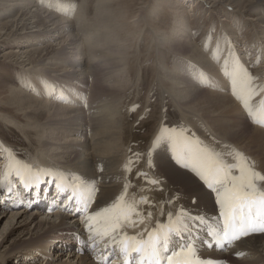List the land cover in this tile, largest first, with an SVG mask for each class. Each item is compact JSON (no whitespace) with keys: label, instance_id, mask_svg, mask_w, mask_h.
<instances>
[{"label":"bare ground","instance_id":"obj_1","mask_svg":"<svg viewBox=\"0 0 264 264\" xmlns=\"http://www.w3.org/2000/svg\"><path fill=\"white\" fill-rule=\"evenodd\" d=\"M94 2L92 19L89 15L92 12L87 11L88 0L81 3L78 0H13L12 7L6 2L0 3V15L8 18L0 22V35L4 30L3 35L10 43L21 47L22 41L39 43L52 39L59 42V47L43 56L40 51L26 49L0 55V64L11 56L16 65L27 68L23 69L28 77L25 85L13 88L10 96L1 97L6 98L8 105L2 109L0 105V110L11 111L15 107L22 112L25 124L18 120L22 125H17L15 119L9 118H4L5 122L30 137L28 146H38L40 152L35 159L42 168L36 170L33 164H20L13 149L3 151L5 160H0V177L6 174L7 181H0L4 184L0 187V214L6 217L8 208L16 211L8 221L13 229L0 239V257L8 264H36L39 260L44 263L49 258L44 254L45 246L60 247L62 251L77 249V234L83 236V240L89 239L94 247L77 253L79 263L104 264L105 255L118 244H113L108 235L97 234V231L103 232V228L96 221L91 222L94 230H90L87 217L110 205L124 192L125 185L130 202L145 201L137 205L141 216H133L135 224L124 229L129 235H145L157 221H166L168 212L178 214L183 210L185 216L193 218L186 221L189 224L196 216L210 218L221 213L215 192L191 167H184L185 163H193L184 158L187 148L221 153L228 162H232L236 152L243 153L264 174V64L259 66L262 67L261 80H257L251 77L257 69L247 68L249 63L243 62L246 64L243 65L238 58L232 61L235 59L232 51L225 55L219 45L209 47L206 41L202 44V33L193 36L191 25L189 31L186 29L192 18L183 12L184 5L178 0L168 3L140 0L134 11L130 0ZM205 3L220 11L223 6H229L237 12L234 17L240 21L249 16L255 26V38H251L264 43V0H206ZM16 6L12 12L11 8ZM165 8H169L175 20L174 29L168 32L162 29L160 18L153 15ZM231 11L227 10L226 14ZM148 25L153 26L152 33ZM28 28L35 29L28 32ZM138 28L134 41L140 37V44L133 49L130 33ZM140 30H143L141 34ZM241 31L235 26L230 33L241 48L238 51L246 54L249 39L247 36L240 39ZM145 38L151 47L147 55L142 56L140 46ZM233 45L232 50L236 52ZM262 51L261 46V53L257 55L260 63H264ZM154 52L157 54L155 82L165 93L156 124L144 128L146 133L141 136V126H134L135 115L142 113L149 118L154 114L157 92L156 88L147 91L145 77L148 73L143 70L141 77L134 73L136 61L133 65V60L151 59ZM143 61L137 62L140 69L144 67ZM214 63L222 70H216ZM130 73L136 74V83ZM234 79L236 83L229 93L219 91L223 82L233 83ZM250 81L255 86L248 87ZM27 89L33 93H27ZM127 100L130 104L123 115ZM131 106L134 107L129 113ZM157 111L155 105L156 114ZM17 116L14 117L21 119ZM132 152L139 158L130 161L134 163L133 180L138 169L147 181L143 185L148 184V191L136 197L133 195L135 184L133 180L128 182L131 176L126 177L127 158L132 159ZM17 170L25 173V181L16 174ZM57 183L65 190H58ZM76 184L80 185V203L75 198L69 199L72 195L69 185ZM193 193L197 196L193 197ZM61 197V212L52 213L54 218H41L37 210L30 212L32 207H37L50 215L53 210L49 206L56 205ZM39 201L42 206H36ZM17 204L26 208H19ZM77 209H87L88 213L73 220L68 218ZM1 219L2 223L4 219ZM61 250L57 252L59 255ZM238 253H243V257ZM213 256L226 258V264H264V233L240 240L227 252L213 253ZM52 261L50 258L45 264H69Z\"/></svg>","mask_w":264,"mask_h":264},{"label":"rangeland","instance_id":"obj_2","mask_svg":"<svg viewBox=\"0 0 264 264\" xmlns=\"http://www.w3.org/2000/svg\"><path fill=\"white\" fill-rule=\"evenodd\" d=\"M81 1L82 0H78L79 3H81ZM88 1H89V4L87 5V8H88L87 11L88 12H92L91 14H89L90 15V19H92L93 18V13H94L93 9H94V6H95V2H94V0H88ZM161 1H163V3H168L167 1H171V0H167V1L166 0H161ZM178 1L180 2V4L184 5L183 6V8H184L183 12L188 14L190 19L192 18L191 19L192 23H190L189 25H186V29L189 31L188 27L191 25V27L193 28L192 31H194V33H192V32H190V33L193 36H194V34L197 35V34L202 33V36L200 37V42L202 44L206 41V43H208L209 47L210 46L214 47L215 45H219L220 48L222 47V51L226 52L225 55H227L229 52L232 51L233 58H235V59H232V61H235L238 58V61H241L242 64H243V62H245V63L248 62L249 64L248 63L247 64L249 66H247V68L251 67L254 70L257 69V73L251 74V77L253 78L255 76V77H257V80H261L260 79L261 78L260 72H261L262 67H259V66H261L264 63H260V61L258 60L260 58H258L257 55H259V53H261V46L264 47V43L263 42L260 43L258 41L257 42L255 41V39H254L255 38V36H254L255 26L253 24H251L252 20L249 19V16H244L241 19V21L237 20L234 17V14L237 13V12L234 11L229 6H227V7L223 6V10L222 11L214 10L215 9L214 6H212V5L208 6L205 3L206 0H178ZM5 2L7 3V5L12 7V3H10V2H13V0H8V1L0 0V3H5ZM139 2H140V0H130L131 9H133V11H134V9L136 10V7H138L140 5ZM1 6H3V5H1ZM17 7L18 6L14 7V8H11V11L14 12L17 9ZM167 9L165 8L162 12H160L158 14H153L154 17H157L158 19L160 18V20H161L160 22L162 23V27H163L162 29L165 30L166 32L174 29V25H175V20H174L173 14H169L171 12H170L169 8H167ZM197 9H199V10H197ZM47 10H49V9H47ZM85 10H86V8H85ZM227 10L228 11L232 10L231 12H229V14L230 13H232V14H230V15L228 14L227 15L226 14ZM0 13H2V9L1 8H0ZM212 13H214V14H212ZM191 14H194V15L191 16ZM212 17H214V18H212ZM7 19L8 18H6L5 16L0 15V22H2L4 20H7ZM68 19H72V17H69ZM148 26H149V31L152 33L154 31L153 26H151V25H148ZM235 26L237 28H239L240 31L242 29V31H241L242 34L239 37L240 39H243L246 36L249 39V42H248V44L246 46V49H247V53L246 54L240 53L238 51V49H241V48L238 46L239 44L236 43L237 42L236 40L234 42V40H233L234 36H232L233 34L230 33V31H232V28H235ZM145 27H147V26L144 25V29H145ZM140 28L143 29V25H141ZM140 28H138L136 30L133 29V31H131V33H130V35L132 37L131 38V42L134 41V39H135L134 37L137 35L136 31H139ZM33 29H35V28H31V29L28 28L27 31L29 32L30 30H33ZM38 29H36V30H38ZM226 30H227V32H226ZM141 31H143V30H140V34L142 33ZM228 32H229V34H228ZM4 33H5L4 30L1 31L2 37L0 35V55L4 54V52H6V51L22 52V51L28 50V51H33V52L34 51H40L41 55L43 56L47 51H50L53 48L59 47V45L57 44L59 42L57 40H52V39L51 40L50 39L42 40L39 43H37L36 41H22V43H23L22 45L23 46L19 47V45L15 44L13 42L10 43L9 41H7L6 38H5V35H3ZM234 34H236V33H234ZM149 36H148V38H149ZM251 37H254V38H251ZM148 38H145L144 41L142 42L141 46H140L142 56H146L148 51L150 50L149 48L151 47V45H150L151 43H149ZM139 39H140V37H139ZM139 39L136 38V42L134 41L133 49H136L137 47H139V45H138V43H139L138 40ZM226 42H227L226 48H224V43H226ZM228 42H231V45H228ZM233 44H235V45H233ZM236 44H238V45H236ZM232 45H233V48H234V50L236 52H234L232 50ZM22 47H23V49L21 50L20 48H22ZM155 53L156 52L153 53V57L151 59H148V57L147 58L144 57L140 61L133 60V65H134V61H136L135 65H134V69H135L134 73H137L138 75L140 74L139 77H141V74L143 73V70H145V72L148 73L147 76L145 77V84H146V87H147V91L150 90L151 88H156L155 91L157 92L156 97H155L156 100H155V102L153 104L154 114L152 116H150L149 118H145L142 115V113H139L138 116L135 115L137 117V119H136V121H134V123H135L134 126H136V127L141 126L139 128V130H140L139 134L141 136L145 135V133H146V131L143 130L144 128H146L147 126L153 127V125L156 124V122L158 120V116L157 115H158L159 111L161 110V105H162L161 101L163 100L162 97H164V93H165L162 90L164 88H162V86L160 88V85L155 82L156 77H157L155 75V68H154V67L157 66V61H156V58H155L157 56V54H155ZM37 54L38 53H36V55ZM10 58H11V56H10ZM10 58H8L6 60L7 61L6 63H3V64L1 63L0 64V105H2L1 109H2V107H5L4 105H8L6 98L2 99L3 96H10L11 91L13 90V88H15V89L22 88L21 85L24 86L25 85L24 83L28 80V77L25 74H23V69L27 70V68H25L23 66H20V65H16L14 58L13 59H10ZM23 58H25V57H23ZM11 60H13L14 62L11 61ZM20 61H21V59H20ZM142 61H143V66L144 67L140 69L138 63H142ZM169 65L171 66L172 64H169ZM243 65H246V64H243ZM214 66H215L216 70H219V71L222 70L220 68L219 64L214 63ZM134 73H130L131 74L130 78L131 79L133 78V82L136 83V79H135L136 77L134 76L136 74H134ZM138 81H140V79ZM232 84L233 83L226 84V83L223 82L220 85L219 91L220 92L222 91V92H225V93H229L231 91V89H232ZM249 86L250 87L251 86H255V83L250 81V85H248V87ZM26 92L27 93L31 92V89H27ZM31 93H33V91ZM144 93H145V91H144ZM134 94L137 95V91H135ZM147 94L145 95V97H143L144 100L147 99ZM32 95H35V94H32ZM37 97L39 99L42 98L41 95H38ZM128 104H130V102L127 100V103H125L124 108H123V115L126 112L125 110L127 109V105ZM155 105H156V107L158 109L157 114L155 113ZM143 106H144V109H145V104H143ZM133 107L134 106H131V107L128 108L129 113H131ZM17 114L20 115L21 119L14 117V116H17ZM155 117H157V119ZM4 118L15 119L16 120L15 122L17 123V125L21 124V123H19V121H22V123L25 124V122L23 121L22 112H20L17 108L13 107V108H11V111H9V110H6V111L2 110L1 111L0 110V134H1V136H0V160L1 159L5 160V154H4L3 151H5L6 149H9V151H12L11 149H13L16 152V154H14V156L20 162V164H22V165H28V164L31 165V164H33V165H31L32 167H34L36 170H41L42 169L40 167L41 165L39 166L38 161L35 159V156H36L37 152H40V151L37 150L38 146H36V145H34L33 147L28 146L27 142L29 141L30 137H28L17 126L14 127L13 125L12 126L8 125V123L5 122ZM134 119H135V117H134ZM27 129L29 130L30 128H27ZM1 137L3 139H5V140H3ZM2 153H3V156H1ZM131 154H133V152ZM135 158H137V157H135V153H134L132 155V159H131V157L127 158V162L129 163L130 161H133V159H135ZM137 159H139V158H137ZM128 163H126V167L128 168V169H126V172H127L126 177H127V175L131 176V178L128 179V182H129V181L133 180L132 166H133L134 163L133 162H130L131 164L130 163L128 164ZM127 164H128V166H127ZM46 168H48V167H46ZM134 177H135V179L133 180V182L135 184V191H134L135 194H133V195H134V197H136L137 195L141 196L142 194H144V191L145 192L148 191V189H147L148 188V186H147L148 184H144L143 185V183L147 182V181L145 180L144 177H142V172H140L138 169L136 170ZM1 180L2 181L3 180L7 181V175L6 174H2V176L0 177V181ZM18 181L20 183V180H18ZM139 181H141V182H139ZM2 193L3 192L1 190V195H2ZM62 203H63V198L61 197V199H59L57 201L56 206H54L55 204L53 205V207H52L53 211L51 212L50 215H48V213L46 211L41 210V209H39L37 207H32L30 212H32V211L35 212L37 210V211L40 212L39 216L41 218H44V219H46V218L47 219L54 218V217H52L53 216L52 213L57 212V211L61 212V209H59V207H61L60 205H62ZM38 205H41V202H39ZM23 207H25V206H23V205L19 206V208H23ZM12 209L13 208L5 209V210H8L7 213L5 214L6 217H4L3 213L0 214L2 216L1 218L4 219V221L1 223L2 219L0 218V223H1L0 224V234H1L0 235V239H1V236L3 234H4V236H8L10 234L11 230L13 229V226H11L9 224V222H8V221H11L10 218H11L12 214L16 212L15 210L12 211ZM28 209H30V208L28 207ZM144 210H146V209H144ZM17 212H18V210H17ZM76 217L78 218V217H80V215H78V216L75 215L74 216V213H73L72 216H70V214L68 216V218H70L71 220L75 219ZM52 220L56 221V218L52 219ZM43 249H45L44 250V254L46 256L49 255V258L47 257L48 259L46 258L44 260V263H43L42 260H39L36 264H45V261H49L50 258H51V260H53L52 263H58V262H60V263L61 262L62 263H68L69 262V264L70 263L71 264H80L79 263L80 260H78L76 258L77 257V253H79L77 249H70V250H63L62 251L60 249V247L54 249V247H51V246H48V247L45 246ZM59 250H61L60 251L61 252L60 255L57 253ZM16 251H18V250H16ZM16 251H15V254H17ZM72 251H73L74 255L73 254L69 255ZM39 252H40V250H39ZM238 256L240 258L243 257L242 255H238ZM71 259H73L74 261H72ZM0 264H8V263L5 260L3 261L2 258L0 257ZM9 264H11V263H9Z\"/></svg>","mask_w":264,"mask_h":264},{"label":"snow or ice","instance_id":"obj_3","mask_svg":"<svg viewBox=\"0 0 264 264\" xmlns=\"http://www.w3.org/2000/svg\"><path fill=\"white\" fill-rule=\"evenodd\" d=\"M236 80H233L235 85ZM186 160L193 163L184 164L191 167L200 180L204 181L209 189L215 192L223 216V229L213 233L218 240L231 243L241 235H248L252 231L264 232V174L259 172L253 163L240 152L232 157V162L221 153L209 149L187 148L184 152ZM16 174L22 181L27 179L24 172L17 170ZM158 183V181H153ZM0 187H4L0 183ZM58 190H65L60 183L56 184ZM72 195L80 203V185H69ZM128 186L110 205L99 209L87 217L88 227L94 230L91 223L96 221L102 225L103 232L97 234L108 235L113 244H118L125 256V264H214L212 260L201 259L192 241L169 249V242L173 235L182 236L189 231L187 220L193 219L185 216L183 210L178 214L167 213V220L157 221L156 226L143 233L129 235L124 229L135 224L133 216H141L137 205L145 201H129L127 199ZM193 197L197 194L193 193ZM151 217L152 213H148ZM164 215L163 212L160 213ZM199 222L202 217L194 218ZM142 222V220H141ZM221 247L224 245L221 244ZM243 253H238L242 255Z\"/></svg>","mask_w":264,"mask_h":264}]
</instances>
